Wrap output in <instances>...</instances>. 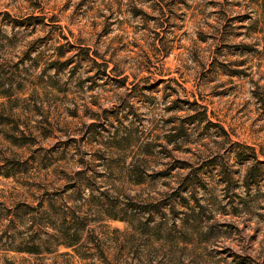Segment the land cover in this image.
<instances>
[{
  "label": "rangeland",
  "instance_id": "374dc122",
  "mask_svg": "<svg viewBox=\"0 0 264 264\" xmlns=\"http://www.w3.org/2000/svg\"><path fill=\"white\" fill-rule=\"evenodd\" d=\"M0 164V264H264V0H0Z\"/></svg>",
  "mask_w": 264,
  "mask_h": 264
},
{
  "label": "trees",
  "instance_id": "16d2710c",
  "mask_svg": "<svg viewBox=\"0 0 264 264\" xmlns=\"http://www.w3.org/2000/svg\"><path fill=\"white\" fill-rule=\"evenodd\" d=\"M24 138H26L25 135H23ZM6 138H8L11 142H13L14 144H18V145H25L27 143V140L25 141H20L19 140V137H17L13 132H10V133H7L6 134ZM1 164H0V169H1ZM0 175H4L6 177H10L12 174L10 173H7V174H3V172H1L0 170ZM144 204V203H142ZM53 205V204H52ZM135 205V204H133ZM141 205V204H139ZM63 218V226H62V232H63V245H65L66 247H75L76 245H78L81 241H82V233L83 231L88 227V225L90 224L89 223V220L83 215V216H80L78 214H76L75 212H73V214H70V215H67V214H64L62 216ZM114 218H117L116 216H114ZM75 225V226H74ZM76 227L74 229V233L72 235V240H67L68 238V234H69V231L72 227ZM91 237V236H90ZM69 239V238H68ZM93 243H95V245L100 248V239L96 236H93V238L90 239ZM19 250H23V251H27V252H30V253H40V250L38 247H29V248H19ZM80 254V253H79ZM83 256V254H80ZM252 264V263H251Z\"/></svg>",
  "mask_w": 264,
  "mask_h": 264
}]
</instances>
